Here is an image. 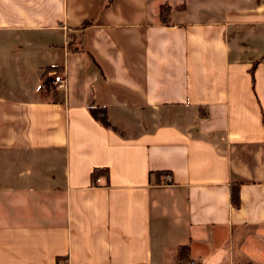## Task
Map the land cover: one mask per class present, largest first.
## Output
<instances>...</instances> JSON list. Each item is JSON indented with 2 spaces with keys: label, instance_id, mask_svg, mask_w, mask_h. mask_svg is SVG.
Returning <instances> with one entry per match:
<instances>
[{
  "label": "crops",
  "instance_id": "obj_1",
  "mask_svg": "<svg viewBox=\"0 0 264 264\" xmlns=\"http://www.w3.org/2000/svg\"><path fill=\"white\" fill-rule=\"evenodd\" d=\"M183 1L0 0V264H264V0Z\"/></svg>",
  "mask_w": 264,
  "mask_h": 264
},
{
  "label": "trees",
  "instance_id": "obj_2",
  "mask_svg": "<svg viewBox=\"0 0 264 264\" xmlns=\"http://www.w3.org/2000/svg\"><path fill=\"white\" fill-rule=\"evenodd\" d=\"M167 10H168L167 4L163 3L159 6L158 16L161 21H163L166 18ZM88 111L91 114V116L95 120H97L103 127H106V128L108 127L113 130H116V128L113 125H111V123L108 121L106 113L102 107L97 106V105H90L88 107ZM97 170L99 169L93 170V172L91 173V177H94L96 175ZM231 200L233 204H236V200H237L236 194L231 193Z\"/></svg>",
  "mask_w": 264,
  "mask_h": 264
},
{
  "label": "rangeland",
  "instance_id": "obj_3",
  "mask_svg": "<svg viewBox=\"0 0 264 264\" xmlns=\"http://www.w3.org/2000/svg\"><path fill=\"white\" fill-rule=\"evenodd\" d=\"M183 3H185L187 5V8L191 11V14L193 16H197L200 17L202 19L204 18H208L210 16L214 17L215 19L220 18L222 15L220 14L221 12V4H225L227 2L225 1H215V0H206V1H195V0H185L183 1ZM252 3H243V5H249ZM198 5H202V6H208L210 8V10L208 12H205V10H201L199 13H195L194 11H196V7ZM220 14V15H219Z\"/></svg>",
  "mask_w": 264,
  "mask_h": 264
},
{
  "label": "built area",
  "instance_id": "obj_4",
  "mask_svg": "<svg viewBox=\"0 0 264 264\" xmlns=\"http://www.w3.org/2000/svg\"><path fill=\"white\" fill-rule=\"evenodd\" d=\"M50 81L59 88L64 86V79L60 75H53Z\"/></svg>",
  "mask_w": 264,
  "mask_h": 264
}]
</instances>
